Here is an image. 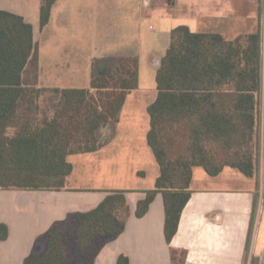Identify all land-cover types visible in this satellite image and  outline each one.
I'll list each match as a JSON object with an SVG mask.
<instances>
[{"label": "trees", "instance_id": "trees-1", "mask_svg": "<svg viewBox=\"0 0 264 264\" xmlns=\"http://www.w3.org/2000/svg\"><path fill=\"white\" fill-rule=\"evenodd\" d=\"M55 1L41 0L42 27ZM170 38L156 72L157 96L148 106L147 142L160 175L136 208V215L143 216L155 195L163 194L168 242L190 198L194 166L212 176L225 166L255 175L264 92L260 32L226 40L219 33L193 32L181 24L171 30ZM37 69L32 25L23 16L0 9V190L64 189L73 171L69 156L99 150L100 128L119 120L126 95L138 87L134 57L118 58L103 73L97 71L89 87H41ZM262 139L264 167V117ZM174 140L181 144L177 150L171 146ZM217 153L224 154L222 160ZM124 209L127 215L125 193L113 191L95 208L74 214L77 248L84 261L99 237L115 238L123 232ZM7 237L8 226L0 223V239ZM36 244L43 247L23 264L76 262L62 222L53 223ZM96 251L97 247L92 257ZM79 264H92V258ZM117 264H129L128 255L120 254Z\"/></svg>", "mask_w": 264, "mask_h": 264}, {"label": "crops", "instance_id": "crops-1", "mask_svg": "<svg viewBox=\"0 0 264 264\" xmlns=\"http://www.w3.org/2000/svg\"><path fill=\"white\" fill-rule=\"evenodd\" d=\"M177 2L181 10L173 28L185 24L193 32L219 33L226 40L260 32L263 73L264 0H174V5ZM40 7L41 0H0V9L23 16L33 27L38 48L37 84L41 87H89L97 60L105 68L109 61L134 57L139 67L151 56L150 61L159 68L171 42L169 33L164 52L155 53L154 35H148L149 20L155 16L154 0H56L43 27ZM50 80L55 84H48ZM74 81L86 84H69ZM156 96L157 89L150 99L147 90L139 89L138 70V87L126 95L120 117L129 104L137 108L142 103L149 116V131L148 106ZM114 126L109 123L100 128L105 139L114 135ZM72 164L62 190H0V223L8 226V237L0 239V264H23L28 255L43 247L36 239L53 223L70 222L75 227L76 212L89 211L106 195L119 191L97 193L93 187L76 185ZM198 168L203 167H193L191 195L170 242L165 235L163 194L157 193L147 212L138 217L137 203L152 188H132L123 191L128 203L123 232L115 238L99 237L92 264H117L122 253L128 255L129 264H264V202L257 198L252 177L240 171L250 181L245 179L239 188L221 187L205 183L218 179L227 166L215 176L199 175ZM159 175L160 171L156 179Z\"/></svg>", "mask_w": 264, "mask_h": 264}, {"label": "rangeland", "instance_id": "rangeland-1", "mask_svg": "<svg viewBox=\"0 0 264 264\" xmlns=\"http://www.w3.org/2000/svg\"><path fill=\"white\" fill-rule=\"evenodd\" d=\"M154 3L155 16L153 19L149 20L148 24L151 25V28L148 35L150 36V34L153 33L152 35H154L156 47L155 53L158 54L160 51L164 52L162 46L169 36L173 24L177 22L176 18L179 17L177 12L181 10V8H179L181 6H179L178 2L174 5V0H154ZM158 11L161 13H158ZM263 26L264 24H262V27ZM150 57H147V61L144 60L139 66V89L147 90L148 99L156 94V70L158 68L156 63L150 61ZM115 62L116 61H109L108 63L113 64ZM101 66L102 61L97 60L94 69L97 71L108 69V66L105 68H101ZM100 68L101 70H99ZM97 71L94 73H99ZM48 84L55 83L50 80ZM69 84H72V86H83L86 82L74 81ZM48 97L52 96L48 95ZM53 104L54 103L51 102L49 105ZM142 106V103H140L139 107L132 108L134 106H130L129 104V106L123 111L122 117H119L117 122H113L116 131L111 137L105 139L101 130L99 131L100 138L103 141V146L99 150L88 153H77L70 156V160L76 167L74 171V174L77 176L75 181L76 185L82 186V188L85 189L93 187L97 190V193L105 190L127 191L136 187H154L155 179L160 168L151 147H149L146 141V134L149 128V116L147 113L145 114ZM259 113L261 149L257 169L252 179L256 184L255 191L257 198L264 202V167L262 155L264 92L261 95ZM171 146L173 150H177L181 147V144L174 140V144ZM211 148H213V153H216V147L211 146ZM223 156L224 154H218L217 159L222 160ZM80 164H83L84 167L80 168ZM140 170L141 172L138 173ZM197 171V174L199 175H208L203 168H198ZM245 179L250 181L251 178H247L237 169L227 166L218 179L211 180L212 182H207L205 184L239 188L245 185ZM201 183L202 182L199 184ZM201 185H203V183ZM126 212V209L122 210V215H126ZM63 227L66 229L65 238H67L66 241L71 256L73 255L76 260L75 264L82 263L84 259L83 255L80 254L79 249L77 248L75 227H73L70 222L67 224L65 223ZM100 242L101 240L99 238L96 244L92 247L93 251ZM92 250L89 251L85 261L91 260Z\"/></svg>", "mask_w": 264, "mask_h": 264}]
</instances>
